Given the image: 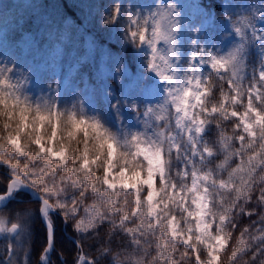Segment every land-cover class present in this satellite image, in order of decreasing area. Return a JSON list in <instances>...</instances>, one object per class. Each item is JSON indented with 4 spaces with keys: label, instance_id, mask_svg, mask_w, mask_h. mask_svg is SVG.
<instances>
[{
    "label": "snow or ice",
    "instance_id": "1",
    "mask_svg": "<svg viewBox=\"0 0 264 264\" xmlns=\"http://www.w3.org/2000/svg\"><path fill=\"white\" fill-rule=\"evenodd\" d=\"M121 13L117 6L104 23L116 22ZM254 19L222 16L221 22L234 29L240 42L221 55L191 40V56L181 63L179 5L170 0L147 15L129 12L125 39L134 47L137 40L147 43L145 66L166 82L157 103L129 105L138 117L143 108V131H114L97 117L85 119L83 109L77 117L49 100L33 105L27 96L21 99L16 91L5 90L14 86L0 68L5 133L0 136V169L5 173L0 212L15 213L0 215V234H11L4 249L7 264H20L21 255L28 260V248L22 245L36 216L47 236L37 264H49V253L56 249L53 216L62 213L65 223L70 222L89 199L85 217L75 223L77 231L98 232L113 223L130 239L122 246L123 259L110 241L95 257L78 253L74 264H223L226 253L232 264L242 257H247L242 264H264V34L257 35ZM196 22L188 21L190 30ZM158 41L165 47L159 48ZM256 41L261 42L259 66L249 77L246 46ZM207 64L212 72L200 71L199 66ZM217 84L219 97L213 99ZM226 123L232 125L230 133ZM24 136L35 146L31 154ZM72 141L82 148H73ZM111 216H118L119 223ZM238 216L251 223L241 228L233 245ZM133 219L139 222L127 227Z\"/></svg>",
    "mask_w": 264,
    "mask_h": 264
},
{
    "label": "rangeland",
    "instance_id": "2",
    "mask_svg": "<svg viewBox=\"0 0 264 264\" xmlns=\"http://www.w3.org/2000/svg\"><path fill=\"white\" fill-rule=\"evenodd\" d=\"M28 1L0 0V68H4L5 75L14 88L38 95L42 90L49 92L56 89L57 98H59L63 87L68 81V76L73 74L81 64L89 63L98 85L96 88H88L84 104H88L95 95L99 94L104 108H111L116 114H119V119L114 121L117 130L143 131L144 120L146 119L142 115L143 108L141 109V115L138 117L129 105L136 102L137 104L144 103V107H147L149 102L152 104L157 103L163 98V84L166 82L160 81L154 73L148 72L145 66L150 52L147 43H140L137 40V45L134 47L125 39V30L129 26L127 17L129 12L134 16L137 10H141L147 15L149 9L155 10L157 5L167 4L170 0H113L111 6L107 4L100 6L99 0H78V3L82 1L84 8L83 13L80 12L81 36L74 42L64 67L61 65V59L60 61L51 59L52 55L49 46H47L49 43L40 41L39 34L43 26L36 32L23 31L18 27L21 21L20 18L16 20L17 22H14L10 17L11 15L3 16L8 11L7 4H13L14 10L19 4H25ZM246 1L240 0L239 5H237L235 0H220L224 16L232 15L233 19L254 16L257 35L264 34V16L261 15L264 13V6L260 9L257 0ZM171 2L179 5L181 10L180 56L181 63H186L183 61L182 54L185 51L188 52L189 57L191 56L192 49L189 46L191 40H196L200 45L208 48L212 46L207 31V27L211 24L212 14L211 11H205L206 9L202 6L200 0H171ZM117 6L122 9L118 20L114 23H104L110 12ZM190 20L197 21L191 30L188 26ZM95 23L101 30H104V26H107L106 31L108 34L121 35L122 40L130 46V52L134 56V71H131L119 56L110 51L105 43H99V36L95 37L92 30ZM228 26L234 33L235 45L240 42V37L235 34L230 25ZM197 28L200 30L196 31ZM106 31L104 30L105 33L101 37L111 40L112 35H106ZM246 31L251 37V30ZM16 33H19V36L16 37ZM49 37L48 35L47 39ZM260 43V41H256L254 44L249 43L246 46L248 62L251 63L249 65V77L252 69L259 66ZM98 44L100 45L99 48ZM157 45L159 48L165 47L162 41H158ZM194 63H198V60ZM118 67L121 68L119 72L117 71ZM199 67L200 71L204 73L212 72L210 64L200 65ZM8 69H11V71L9 72ZM62 71H64L63 76L61 75ZM110 76H118L116 82L118 86L106 81ZM4 88L9 91L6 86ZM113 105H117V108H114ZM152 122H154V118L153 121H149V123ZM174 126L175 122L173 121ZM149 131L151 130L149 129ZM0 215L10 216L5 210L0 212ZM10 235L8 233L1 234L3 239L0 242V253H3V256L0 255V262H3V264H7L4 259L6 253L4 249L11 242L8 239ZM28 240L29 237L24 241L22 247H26L25 244ZM25 262L23 255H21L20 264H25Z\"/></svg>",
    "mask_w": 264,
    "mask_h": 264
},
{
    "label": "trees",
    "instance_id": "3",
    "mask_svg": "<svg viewBox=\"0 0 264 264\" xmlns=\"http://www.w3.org/2000/svg\"><path fill=\"white\" fill-rule=\"evenodd\" d=\"M202 6L211 11L212 20L210 26L207 27L209 39L212 42V46L215 50H219V54L223 55L230 47L234 46L235 36L231 31L229 26L225 23H222V16L224 13L222 11V7L220 4V0H200ZM248 1V0H247ZM246 1V2H247ZM259 3V8L262 9L264 6V0H257ZM113 0H99V5L107 4L111 6ZM235 3L239 5L240 0H235ZM8 11L3 14L4 17L11 15L12 20L17 22L20 18L19 28L23 31L36 32L41 26V33L39 34L40 41L48 42L49 50L51 52V59L55 60L61 59V65L67 63V59L70 56V51L73 47L74 42L80 38L81 36V18L80 14L83 13L84 8L82 6V1L78 3V0H29L25 4H19L13 10V4H7ZM81 12V13H80ZM104 20V18H103ZM108 29L107 26H104V30ZM93 34L95 37L99 36V43H105L106 47L112 51L115 55L119 56L124 64L130 68L131 71H134V56L133 53L130 52V46L126 44L124 40H122L121 35L119 34H108L106 31V35H112L111 40H106L102 38V34H104V30H101L98 25L93 24ZM48 35L50 36L48 39ZM19 36V33H16V37ZM98 43V42H97ZM126 44V45H125ZM99 45V44H98ZM100 45L98 46V48ZM215 54V52H214ZM183 61L187 62L189 58L188 52H183L182 54ZM247 74L250 70V62H248L247 57ZM209 73V72H206ZM62 76L64 75V71H62ZM118 76H110L106 79L107 82L117 85ZM128 79V78H126ZM98 83L95 81L94 72L91 69V65L89 63H83L79 68L75 70V72L68 76V81L63 87L62 94L57 98V90H42L40 94H34L28 91H23L22 89H9V91H16L18 95H20L21 99L25 96L29 98V100L33 103L42 102L43 100H49L58 105L60 110H70L77 114V117L81 114V109H83V115L85 119H89L90 117H97L101 120L102 123L105 124L106 127L111 128L114 131H117L115 126V120L119 119V114L115 113L113 110L105 109L103 106L102 99L99 94L95 95L93 99L88 103L84 104L86 100V94L88 92L89 87H97ZM219 97V85L217 84V88L215 90V95L213 99H218ZM225 128L231 132L232 125L231 123H226ZM48 134H50V129H48ZM5 135L3 129V119H0V136ZM78 139L80 141L83 140V134L78 133ZM23 142L28 144L27 151L31 154L35 151V146L31 144L30 138L27 136L23 137ZM67 142V141H66ZM54 146L58 149V142H54ZM71 146L73 148L79 146L82 148V143L77 144V141H72ZM4 150H0V153H3ZM3 156L0 155V159ZM55 161H50L53 163ZM42 165V161L40 162ZM2 170V169H1ZM98 174L102 175V171ZM3 172H0V183H4L2 176ZM226 177V173L223 174ZM59 177H57V180ZM78 195V193H77ZM30 198V195H29ZM130 201L131 197H127ZM120 201L119 206L124 207L125 197L121 194L118 197ZM71 202V189L69 190V203ZM92 203V200H85L80 207L79 215H77L70 222L65 223L63 219V214L53 216L55 220V236H56V249L54 253L50 255V263L49 264H74L76 257L79 254H83L86 258H92L97 255V250L102 246L107 245L111 241V247L113 252H119L121 259L124 258L123 244L125 241L130 239L125 236L122 230L119 228H114L113 223H105L102 227L98 229V232H92L91 230L86 232H80L75 229V223L77 220H80L85 217L84 208L87 204ZM129 209L131 205L127 206ZM7 211L10 216H14L15 213L11 210ZM111 221H114L115 224L119 223L118 216L109 217ZM253 220L256 217L252 218ZM139 221L137 219H133L127 227L134 226ZM147 218L145 219V223H147ZM240 227L236 228L233 231V240L232 244L236 243V240L239 238L240 230L243 227H247L251 221L246 216H238L235 221ZM63 223H65L63 225ZM42 222L38 216L34 217L29 229L30 235L29 240L26 242V247L28 248V260L25 264H37V260L39 254L41 253L42 246H44L47 236L45 233L44 227H42ZM65 228V232L63 231V227ZM259 227V225H256ZM113 232V236L109 237L107 233ZM99 233V235H98ZM70 236H74L77 240L79 248L77 244L74 243L70 238ZM149 241L153 238L151 235L148 237ZM180 252L184 251V248L180 247ZM231 249H229L230 253ZM152 254H155V248L153 246ZM3 256V253H0ZM6 255V253H5ZM4 255V256H5ZM177 257L179 258V252H177ZM151 259V256L148 257ZM247 257H242L241 261H238L237 264H242V261L246 260ZM3 264V262H0ZM99 264H104V261L101 260ZM223 264H232L229 259V255L226 253L223 256Z\"/></svg>",
    "mask_w": 264,
    "mask_h": 264
},
{
    "label": "water",
    "instance_id": "4",
    "mask_svg": "<svg viewBox=\"0 0 264 264\" xmlns=\"http://www.w3.org/2000/svg\"><path fill=\"white\" fill-rule=\"evenodd\" d=\"M29 195H31V194H29ZM40 220H41V219H40ZM41 222L43 223L42 220H41ZM69 238H70L74 243L77 244V247H78V248L80 247V246L78 245L77 240H76L75 237H73V236H69ZM81 254H82V253H81ZM50 255H51V253H49V260H50Z\"/></svg>",
    "mask_w": 264,
    "mask_h": 264
},
{
    "label": "flooded vegetation",
    "instance_id": "5",
    "mask_svg": "<svg viewBox=\"0 0 264 264\" xmlns=\"http://www.w3.org/2000/svg\"><path fill=\"white\" fill-rule=\"evenodd\" d=\"M2 170L0 169V172H1ZM3 172V171H2ZM3 174H5V173H3ZM0 179H1V177H0ZM32 197H31V195H30V198L29 199H31ZM58 215V214H57ZM57 215H54V216H57ZM65 223H63V225H64ZM9 226H10V223H9ZM63 227V226H62ZM63 229V231L65 232V228H62ZM65 234H66V232H65ZM3 238H2V236H1V234H0V242H1V240H2ZM49 263H50V260H49Z\"/></svg>",
    "mask_w": 264,
    "mask_h": 264
}]
</instances>
